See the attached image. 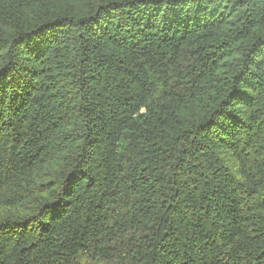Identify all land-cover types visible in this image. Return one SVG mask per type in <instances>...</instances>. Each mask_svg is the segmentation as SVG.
<instances>
[{"label": "trees", "instance_id": "trees-1", "mask_svg": "<svg viewBox=\"0 0 264 264\" xmlns=\"http://www.w3.org/2000/svg\"><path fill=\"white\" fill-rule=\"evenodd\" d=\"M0 264H264V0H0Z\"/></svg>", "mask_w": 264, "mask_h": 264}]
</instances>
